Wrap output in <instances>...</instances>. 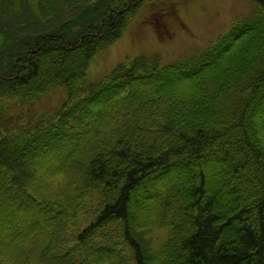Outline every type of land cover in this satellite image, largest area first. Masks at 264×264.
I'll return each instance as SVG.
<instances>
[{
  "label": "trees",
  "instance_id": "obj_1",
  "mask_svg": "<svg viewBox=\"0 0 264 264\" xmlns=\"http://www.w3.org/2000/svg\"><path fill=\"white\" fill-rule=\"evenodd\" d=\"M149 1L0 0V264H264V0L203 51L89 81Z\"/></svg>",
  "mask_w": 264,
  "mask_h": 264
},
{
  "label": "rangeland",
  "instance_id": "obj_2",
  "mask_svg": "<svg viewBox=\"0 0 264 264\" xmlns=\"http://www.w3.org/2000/svg\"><path fill=\"white\" fill-rule=\"evenodd\" d=\"M256 10L255 4L248 0H150L143 4L135 17L129 21L121 38L94 60L88 72V79L91 82L102 79L118 65L141 55H157L162 65L174 64L197 51L207 49L209 44L223 35L236 20L249 19ZM122 97L113 96L108 101L99 103L102 107L111 106ZM67 102L64 90L56 88L42 95L22 112L33 125L42 116L55 115ZM61 143L54 147L56 151H63L67 147L66 141ZM54 156L55 152L45 151L39 154L37 159L40 165H45ZM173 178V187L178 189L183 181L182 177L174 175ZM158 184L160 181H155L154 186L152 185L154 192L158 190ZM99 192L100 195L95 192L84 202V206L91 210L92 214L99 200L104 201L102 190ZM54 193L58 194L57 191ZM7 203L12 207V202ZM142 212L143 203H138L132 212L134 219L140 220L143 217ZM78 217V228L68 230V236L70 233H78L85 226L84 216L79 213ZM27 218L31 223L36 216Z\"/></svg>",
  "mask_w": 264,
  "mask_h": 264
}]
</instances>
